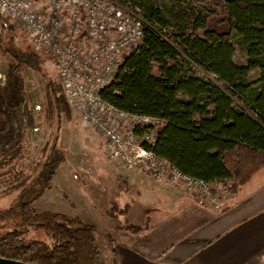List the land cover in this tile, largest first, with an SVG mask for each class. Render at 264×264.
<instances>
[{
    "label": "trees",
    "instance_id": "obj_1",
    "mask_svg": "<svg viewBox=\"0 0 264 264\" xmlns=\"http://www.w3.org/2000/svg\"><path fill=\"white\" fill-rule=\"evenodd\" d=\"M141 7L147 19L142 41L124 55L114 80L101 91L103 99L127 112L160 118L164 126L147 147L182 172L230 192L246 185L264 168V0H194L191 22L178 31L159 9ZM0 26L26 34L2 13ZM237 44L244 64L234 60ZM0 47L13 58L15 72L28 68L46 79L41 113L49 127L57 124L39 160L22 165L11 153L22 146L24 128L17 106L0 87V169H5L0 196L24 192L20 209H0V226L22 216L27 227L0 234V257L31 264H108L93 225L32 207L65 160L58 133L64 120H72L73 109L60 76L46 73V52L36 50L30 39L25 48L7 43L2 32ZM255 69L259 76L251 80ZM29 227L50 241L27 239Z\"/></svg>",
    "mask_w": 264,
    "mask_h": 264
},
{
    "label": "built area",
    "instance_id": "obj_2",
    "mask_svg": "<svg viewBox=\"0 0 264 264\" xmlns=\"http://www.w3.org/2000/svg\"><path fill=\"white\" fill-rule=\"evenodd\" d=\"M0 13L29 33L36 50L52 56L70 103L102 134L110 159L142 168L155 181L185 186L206 204L221 207L226 188L182 172L147 147L164 126L160 118L119 109L101 95L124 55L142 41L147 19L139 6L122 0H0Z\"/></svg>",
    "mask_w": 264,
    "mask_h": 264
},
{
    "label": "rangeland",
    "instance_id": "obj_3",
    "mask_svg": "<svg viewBox=\"0 0 264 264\" xmlns=\"http://www.w3.org/2000/svg\"><path fill=\"white\" fill-rule=\"evenodd\" d=\"M206 1L211 2L212 0ZM134 3L142 10L141 5L159 9L168 21V25L174 27L175 31L191 22V13L194 9V0H137ZM1 32L7 43L11 40L15 46L21 48L29 44V33L22 34L9 27L3 30L0 26ZM243 53V48L237 44L234 60L238 64L245 63ZM49 55L47 53L43 56L46 73L51 77L59 78V67ZM13 65V58L0 47V87L5 90L9 102L17 106L24 128V142L20 149L11 155H17L21 159V164L29 167L39 160L45 143L47 141L52 143L57 133V124L49 127L41 113V105L46 99V79L28 68L15 72ZM154 72L156 73L155 70ZM258 76L259 70L255 69L251 72L250 79L255 80ZM71 105L73 118L71 121H63L57 141L58 147L65 153V160L57 167L50 186L32 202V207L39 212L52 211L61 212L70 217L80 216L84 222L97 226L96 233L98 234L95 233V237L99 244L101 231L107 228L109 220L106 216L103 217L97 213L92 203L93 199L99 196L102 203L108 197H116L122 201L129 193L141 196L145 193L140 188L144 184L152 185L154 180L145 174L135 177L130 170L110 159L106 154L107 143L102 134L83 116L80 110L73 104ZM3 171L5 169H0V173ZM23 198L24 192L21 191L0 196V209L11 207L20 209ZM140 202L136 201V206ZM145 203L149 210V202ZM114 212L120 215L117 210ZM26 228L23 217L20 216L16 223L1 225L0 234L13 229L24 230ZM25 235L27 239L50 241L46 233L38 232L31 227L26 230ZM101 250L103 251L102 248ZM104 254L107 263L110 264L111 260L105 252Z\"/></svg>",
    "mask_w": 264,
    "mask_h": 264
},
{
    "label": "crops",
    "instance_id": "obj_4",
    "mask_svg": "<svg viewBox=\"0 0 264 264\" xmlns=\"http://www.w3.org/2000/svg\"><path fill=\"white\" fill-rule=\"evenodd\" d=\"M123 168L135 177L148 175ZM140 189L142 197L93 199L97 213L109 220L98 245L110 264H264V168L246 185L224 192L219 209L185 186L154 180Z\"/></svg>",
    "mask_w": 264,
    "mask_h": 264
},
{
    "label": "water",
    "instance_id": "obj_5",
    "mask_svg": "<svg viewBox=\"0 0 264 264\" xmlns=\"http://www.w3.org/2000/svg\"><path fill=\"white\" fill-rule=\"evenodd\" d=\"M0 264H31V263L0 257Z\"/></svg>",
    "mask_w": 264,
    "mask_h": 264
}]
</instances>
